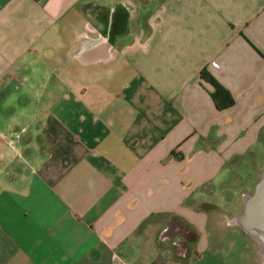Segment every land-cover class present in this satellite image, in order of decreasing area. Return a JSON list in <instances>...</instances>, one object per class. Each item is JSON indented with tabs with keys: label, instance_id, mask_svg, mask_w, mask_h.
Listing matches in <instances>:
<instances>
[{
	"label": "crops",
	"instance_id": "0c3cea01",
	"mask_svg": "<svg viewBox=\"0 0 264 264\" xmlns=\"http://www.w3.org/2000/svg\"><path fill=\"white\" fill-rule=\"evenodd\" d=\"M263 168L264 0H0V264H249Z\"/></svg>",
	"mask_w": 264,
	"mask_h": 264
},
{
	"label": "water",
	"instance_id": "95a60500",
	"mask_svg": "<svg viewBox=\"0 0 264 264\" xmlns=\"http://www.w3.org/2000/svg\"><path fill=\"white\" fill-rule=\"evenodd\" d=\"M241 203L242 212L231 220V225L253 241L264 258V169L252 193L243 196Z\"/></svg>",
	"mask_w": 264,
	"mask_h": 264
},
{
	"label": "trees",
	"instance_id": "16d2710c",
	"mask_svg": "<svg viewBox=\"0 0 264 264\" xmlns=\"http://www.w3.org/2000/svg\"><path fill=\"white\" fill-rule=\"evenodd\" d=\"M199 78L212 87L211 98L217 111H225L234 105V99L231 94L214 80L213 77L202 70L199 74ZM180 227L182 229L180 233L183 238V246L195 243L197 239L196 232L187 225H182Z\"/></svg>",
	"mask_w": 264,
	"mask_h": 264
},
{
	"label": "rangeland",
	"instance_id": "374dc122",
	"mask_svg": "<svg viewBox=\"0 0 264 264\" xmlns=\"http://www.w3.org/2000/svg\"><path fill=\"white\" fill-rule=\"evenodd\" d=\"M250 179L251 180H250L249 185H251V182H252V180L254 178L252 177ZM253 188H254V186L252 188H250V186H249V188H247L248 191H249V193H252ZM250 242H251V244H252L253 247H252L251 251L249 252V257H248L249 264H264V258L260 254L258 248L256 247V245L254 244L253 241L250 240ZM191 245L192 244H190V246ZM164 247L165 248H163V251L160 252V254L163 255V256L161 257V259H157L156 264H184V263H178L177 262L178 261L177 256L180 255V252L179 251H177L175 253H171L169 250H167L166 245ZM151 250H155L154 246H150V248L143 246L142 249H141L142 257L143 258L148 257L150 255V251Z\"/></svg>",
	"mask_w": 264,
	"mask_h": 264
},
{
	"label": "flooded vegetation",
	"instance_id": "af4514ba",
	"mask_svg": "<svg viewBox=\"0 0 264 264\" xmlns=\"http://www.w3.org/2000/svg\"><path fill=\"white\" fill-rule=\"evenodd\" d=\"M109 14V13H108ZM113 15V14H112ZM109 17V16H108ZM111 17V16H110ZM112 17H114V16H112ZM126 16L124 15V19L122 18H120L121 20H120V22H121V24H122V26L123 27H125L126 26V18H125ZM114 23V20H113V22L110 20L109 21V24H107V26H106V31L109 33V35H110V37H112V35L111 34H113V31H114V28H115V25L113 24ZM119 23V21L117 22V24ZM175 229H178L179 231H181L182 229H181V227L180 226H177V227H175ZM175 229H173V228H170L169 227V229H168V233H170V232H172L173 230H175ZM184 249V248H183Z\"/></svg>",
	"mask_w": 264,
	"mask_h": 264
}]
</instances>
